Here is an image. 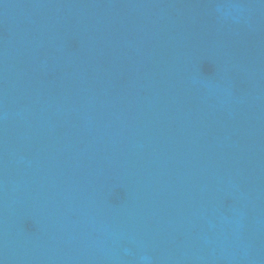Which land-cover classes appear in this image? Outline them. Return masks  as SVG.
Instances as JSON below:
<instances>
[{
    "label": "water",
    "instance_id": "95a60500",
    "mask_svg": "<svg viewBox=\"0 0 264 264\" xmlns=\"http://www.w3.org/2000/svg\"><path fill=\"white\" fill-rule=\"evenodd\" d=\"M0 264H264V0H0Z\"/></svg>",
    "mask_w": 264,
    "mask_h": 264
}]
</instances>
